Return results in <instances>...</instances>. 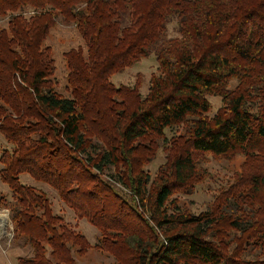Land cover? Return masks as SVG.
<instances>
[{"label":"trees","instance_id":"trees-1","mask_svg":"<svg viewBox=\"0 0 264 264\" xmlns=\"http://www.w3.org/2000/svg\"><path fill=\"white\" fill-rule=\"evenodd\" d=\"M0 17V134L11 146L0 180L12 193L0 209L12 244L30 250L19 264H78L92 249L108 264H264V0H0ZM59 17L85 44L65 54L69 97L45 45ZM151 56L145 95L112 83ZM210 97L222 100L212 117ZM205 154L244 162L193 214L174 196L205 180ZM22 175L86 218L97 244Z\"/></svg>","mask_w":264,"mask_h":264},{"label":"rangeland","instance_id":"rangeland-1","mask_svg":"<svg viewBox=\"0 0 264 264\" xmlns=\"http://www.w3.org/2000/svg\"><path fill=\"white\" fill-rule=\"evenodd\" d=\"M8 17H0V29L7 28ZM170 37L175 36L174 25L169 26ZM46 47L51 50V57L54 60L55 72L53 79L57 85V91L69 97L67 88V64L65 54L74 48L82 47L85 44L77 29L72 25H67L59 17L58 23L48 34L45 42ZM158 64L156 58L151 56L141 60L133 67L127 69L122 74L114 76L111 81L116 87L120 86H141V93L145 95L149 86V80L153 73L157 71ZM234 85V83L232 84ZM235 86V85H234ZM212 104L210 116H214L222 107V100L217 97L209 98ZM4 137L0 134V157L5 149H10ZM165 154L159 152L157 158L146 166L145 171L154 176L159 166L165 161ZM244 162L243 156H237L233 160L215 158L209 154L200 157L199 167L206 175L205 180L197 184L192 195L176 194L174 198L178 199L181 207L187 209L190 213L200 214L207 210L213 204L219 193L233 183V175L239 171ZM0 164V169H1ZM22 184L30 185L46 193L52 203L54 213L60 216L63 221L71 228L85 235L90 245H95L99 239L98 230L92 226L86 218L80 216L69 207L50 186L40 184L32 180L27 175H22ZM120 188V187H119ZM122 189V188H120ZM124 194H129L123 191ZM0 197H6L12 200V193L7 185L0 180ZM13 226L7 210L0 209V264H19L18 257L30 255L29 248H19L12 244ZM114 258L105 252L92 249L83 258L78 260V264H100L113 263Z\"/></svg>","mask_w":264,"mask_h":264}]
</instances>
